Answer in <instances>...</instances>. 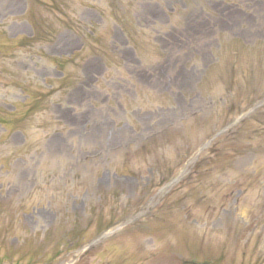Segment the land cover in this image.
I'll list each match as a JSON object with an SVG mask.
<instances>
[{
    "label": "rangeland",
    "instance_id": "1",
    "mask_svg": "<svg viewBox=\"0 0 264 264\" xmlns=\"http://www.w3.org/2000/svg\"><path fill=\"white\" fill-rule=\"evenodd\" d=\"M0 264H264V0H0Z\"/></svg>",
    "mask_w": 264,
    "mask_h": 264
}]
</instances>
